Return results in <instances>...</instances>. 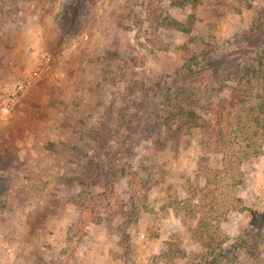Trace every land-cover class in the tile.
<instances>
[{
  "label": "rangeland",
  "instance_id": "obj_1",
  "mask_svg": "<svg viewBox=\"0 0 264 264\" xmlns=\"http://www.w3.org/2000/svg\"><path fill=\"white\" fill-rule=\"evenodd\" d=\"M262 53L264 0H0V264H264Z\"/></svg>",
  "mask_w": 264,
  "mask_h": 264
},
{
  "label": "trees",
  "instance_id": "obj_2",
  "mask_svg": "<svg viewBox=\"0 0 264 264\" xmlns=\"http://www.w3.org/2000/svg\"><path fill=\"white\" fill-rule=\"evenodd\" d=\"M263 55H264V53H262L260 57H262ZM205 57H206V55H205ZM200 60L201 61H199V62H194V63L190 64L188 66L189 70L194 71L195 68L199 67L202 63H204L203 59H200ZM254 65L256 66V64H254ZM261 65H262V62H261ZM255 71L257 72L256 69H255ZM182 90L185 91L184 89H181L180 91L182 92ZM193 97H194L193 94H188V96L176 94V96L170 100V104L167 106V109L163 110L164 113H166V119L168 120L167 122L174 120L175 118L179 117L180 115H184V112H183L184 108L189 109L190 112L188 114L195 115V112H194L195 110L190 109V108H192V104L195 103L193 100ZM160 126H162V125L160 124Z\"/></svg>",
  "mask_w": 264,
  "mask_h": 264
},
{
  "label": "built area",
  "instance_id": "obj_3",
  "mask_svg": "<svg viewBox=\"0 0 264 264\" xmlns=\"http://www.w3.org/2000/svg\"><path fill=\"white\" fill-rule=\"evenodd\" d=\"M23 87H24L23 85H20L19 86V89L21 90V89H23ZM0 124H1V122H0Z\"/></svg>",
  "mask_w": 264,
  "mask_h": 264
}]
</instances>
